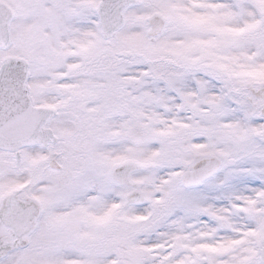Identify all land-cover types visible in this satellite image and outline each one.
I'll return each instance as SVG.
<instances>
[{
    "label": "snow or ice",
    "instance_id": "1",
    "mask_svg": "<svg viewBox=\"0 0 264 264\" xmlns=\"http://www.w3.org/2000/svg\"><path fill=\"white\" fill-rule=\"evenodd\" d=\"M0 264H264V0H0Z\"/></svg>",
    "mask_w": 264,
    "mask_h": 264
}]
</instances>
